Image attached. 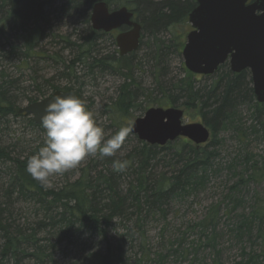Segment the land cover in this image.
I'll use <instances>...</instances> for the list:
<instances>
[{
    "label": "rangeland",
    "instance_id": "obj_1",
    "mask_svg": "<svg viewBox=\"0 0 264 264\" xmlns=\"http://www.w3.org/2000/svg\"><path fill=\"white\" fill-rule=\"evenodd\" d=\"M16 1L24 11L41 7L39 12L45 19L38 24L41 35L29 54L21 31L10 22L2 23L0 90L8 98L7 106L22 107L31 98L51 94L53 86H70L79 90L95 119L103 124L105 138H110L118 126L130 129L133 121L147 109L160 105L183 110V123H202L210 131L203 145L214 152L213 159L206 169L199 170L198 178L188 189L162 205L149 206L150 209L145 205L138 210L130 206V201L126 203L125 214H150L143 220V239L142 230L134 225L136 215L113 220L107 238L122 261L129 264L138 259L142 264H264V115L255 112L256 105L261 104L254 95L237 102L216 132L205 123L202 113L208 111L204 105L207 95L230 67L225 65L207 76L192 74L186 68L183 49L192 31L188 16L195 0H114L112 8L128 6L142 25L140 47L121 61L122 71H117V66L113 71L90 68L88 63L81 62L74 66L71 78L64 72H68L66 66L76 54L73 44H80L91 27L90 21L86 22L87 4L76 3L79 9L65 12L67 0ZM5 11L0 5V18L6 15ZM34 28L30 23L28 29ZM118 32L101 35L92 55L118 57L115 41ZM245 83L244 90L252 87L249 78ZM129 89L135 98V108L114 117L110 110L122 90ZM29 120L30 116L7 113L0 117V150L22 159H28L38 150L44 132L33 127ZM138 141L129 131L114 156H89L77 167L50 177L48 188H60L69 180L79 178L86 168L92 178L114 172L113 162L127 160L139 145ZM151 165L149 172L154 176L170 175L181 166L170 150L160 151ZM13 169L11 161L0 162L2 224H11V234L17 230L21 234H34L40 245L52 249L55 264H97L96 255L106 249L105 239L89 230L78 232L76 229L72 234L62 235L50 227L40 228L37 223L46 221L49 216L46 214L61 211L55 207L45 210L37 202L13 192L10 189ZM134 172L127 167L117 171L121 194L127 193ZM5 241L0 232V264H34L35 259L25 252L16 257L2 256ZM119 242L121 247H117ZM20 249L27 253L33 250L30 244H23ZM117 264H120L118 258Z\"/></svg>",
    "mask_w": 264,
    "mask_h": 264
},
{
    "label": "trees",
    "instance_id": "obj_2",
    "mask_svg": "<svg viewBox=\"0 0 264 264\" xmlns=\"http://www.w3.org/2000/svg\"><path fill=\"white\" fill-rule=\"evenodd\" d=\"M80 1L83 4L86 3L89 8L86 17V22L89 24L90 10L95 2L106 1L111 6L114 0H67L65 12L67 9H79L80 7H75H77L76 3L80 5ZM12 2H16V4ZM74 3L75 6L71 7L70 5ZM0 5L2 9H6V15L0 18V31L3 30V22L12 23L15 28H18V31H21V38L25 42L24 48L27 52L26 54H29L28 51L33 48L35 41L41 35L38 24L40 20L45 19L39 12L41 7L37 9L30 8L31 11H24L19 8L16 0H0ZM195 6L196 3L192 4L191 10ZM170 9H174L173 15L177 14H175L174 5H171ZM165 16L167 19L170 18L167 14ZM30 23L35 25V28L32 30L28 29ZM104 34L89 27L88 34L83 38L82 42L80 44H73L76 46V54L66 66L68 69V72H64L66 77L71 78L70 73L73 71L74 66L81 62L88 63L90 68L96 67L102 70L110 69L113 71L115 66H117V71H122V65L119 66V64L127 56L109 59L108 55L103 57H99L96 53V55H92V52L96 48L97 39ZM225 65L228 64L221 65L218 70ZM229 71L228 73L225 72L226 74L224 73L223 76L221 75L222 77L216 81L215 86L210 94L207 95V99L204 102L208 111L205 114L202 113V117L213 132L217 131L218 126L225 120L227 112L232 110L237 102L243 101L248 96L250 98L254 96L252 87L248 88L246 85L247 88L245 90L243 88L248 78L251 82L249 70H243L240 73H233L232 71L231 73ZM53 90H63L82 98L79 90L70 86H53ZM126 92L122 90L120 97L115 103V107L110 110V114L114 117L126 113L132 107L135 108V98L132 90L129 89ZM217 92L219 93L217 94ZM34 100L36 98L30 99V101ZM7 101L8 98L5 97L4 91L0 90V117L6 113L18 116L17 107L14 105L7 106ZM211 101L213 104L209 103ZM263 108L264 104H261V106L257 104L255 112L259 116L260 114L264 115V110L263 113H260ZM29 122L33 127L44 132L42 125L35 124L31 118ZM101 128L102 130L104 129L103 126ZM121 128L123 127L118 126L117 131ZM138 143L137 148L133 149L127 157L129 161L127 168H131L135 172L133 181L129 183L126 194H121L118 190L117 171L110 172L109 174H99L96 178H92L90 170L86 168L79 178L69 180L65 185L54 189L42 186L31 177L26 171L27 159L12 157L4 150H0V162L3 160L13 163L14 169L10 183V189H14L13 192L16 191L18 195L37 202L45 210L54 207L60 209V214H46L49 215L47 216V220L37 223L40 228L50 227L54 232L59 231L62 235L72 234L76 229L78 232L84 230L92 231L91 233L101 236L106 241L105 252L96 255L97 264H117V258L120 264H129L122 261L121 256L116 254V247L107 238L108 228L112 225L113 220L118 217L129 219L131 216L136 215L134 225L142 230L140 236L143 239L145 237L142 228L143 220L144 217L150 214H125L127 210L125 208L126 203L130 201V206H135L138 210H141L145 205L150 209L149 206L157 207L164 204L172 196L188 189L192 185V182L198 178L199 174L197 173L199 170L202 168L204 170L210 165V161L214 155V152L208 150L204 145H195L186 138H181L180 141H174L162 147L149 145L140 141ZM164 150L174 151L177 163H180L181 166L178 170L172 171L170 175L161 174L154 176L149 172L151 167H153L151 163L157 159L160 151ZM3 211V208L0 207V232H2L6 239L1 255L16 257L18 253L25 252V255L35 259V264H55L54 256L51 254L52 249H49L48 246L40 245L39 240L35 238L34 234H21L20 230H17L14 234L10 233L11 224H7L6 222L2 224L1 217ZM23 244H30L33 249L32 252L27 253L24 249H20ZM119 246L121 247V243L117 247ZM142 263L141 259L134 262V264Z\"/></svg>",
    "mask_w": 264,
    "mask_h": 264
},
{
    "label": "water",
    "instance_id": "obj_3",
    "mask_svg": "<svg viewBox=\"0 0 264 264\" xmlns=\"http://www.w3.org/2000/svg\"><path fill=\"white\" fill-rule=\"evenodd\" d=\"M196 3L188 16L193 30L187 35L183 49L186 68L205 76L215 73L225 62L234 73L249 70L255 98L264 103V0H196ZM90 24L93 30L105 33L128 28L115 37L120 56L140 46L142 25L127 6L110 10L106 1H97L91 8ZM65 94L56 91L19 112L32 114L34 121L41 124L49 99ZM183 114L176 107L149 108L134 120L130 132L149 145L164 146L180 137L196 145L206 143L209 129L202 123H183Z\"/></svg>",
    "mask_w": 264,
    "mask_h": 264
},
{
    "label": "clouds",
    "instance_id": "obj_4",
    "mask_svg": "<svg viewBox=\"0 0 264 264\" xmlns=\"http://www.w3.org/2000/svg\"><path fill=\"white\" fill-rule=\"evenodd\" d=\"M41 125L43 142L27 159L26 171L44 187L50 186V177L77 167L89 156H114L130 131L124 127L105 138L93 112L74 94L49 99L41 116ZM128 164V160H115L113 170L124 171Z\"/></svg>",
    "mask_w": 264,
    "mask_h": 264
},
{
    "label": "bare ground",
    "instance_id": "obj_5",
    "mask_svg": "<svg viewBox=\"0 0 264 264\" xmlns=\"http://www.w3.org/2000/svg\"><path fill=\"white\" fill-rule=\"evenodd\" d=\"M82 3H81V1H80V5H81ZM75 8H78V7H75ZM60 87V86H59ZM56 91H61V92H63V93H67V94H69L68 92H65V91H63V90H53L52 91V93L51 94H53L54 92H56ZM51 94H49V95H51ZM48 96V95H47ZM44 97H46V96H44ZM44 97H42V98H44ZM42 98H40V99H42ZM40 99H37L36 98V100H34V101H30L29 103H27L25 106H27V105H29V104H31V103H33V102H36V101H39ZM25 106H22V107H17V114H18V116H30V118L33 120V122L35 123V124H37L35 121H34V119H33V115L32 114H27V113H20L19 112V110L21 109V108H24ZM37 125H41V124H37ZM50 252V251H49ZM26 256H28V255H26ZM29 257V256H28ZM30 258H32V257H30ZM34 259V258H33ZM36 263V261L34 262V264Z\"/></svg>",
    "mask_w": 264,
    "mask_h": 264
}]
</instances>
